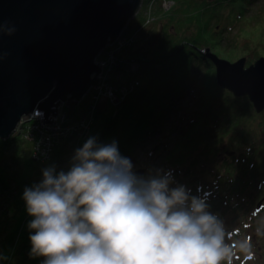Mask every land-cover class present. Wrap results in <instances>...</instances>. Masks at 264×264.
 Masks as SVG:
<instances>
[{
    "label": "clouds",
    "instance_id": "1",
    "mask_svg": "<svg viewBox=\"0 0 264 264\" xmlns=\"http://www.w3.org/2000/svg\"><path fill=\"white\" fill-rule=\"evenodd\" d=\"M14 26L0 22V34ZM117 143L89 137L67 171L49 166L22 199L32 217L30 256L41 264H232L248 240L230 245L204 199L176 185L170 171L138 175ZM264 187V182H261Z\"/></svg>",
    "mask_w": 264,
    "mask_h": 264
},
{
    "label": "rangeland",
    "instance_id": "2",
    "mask_svg": "<svg viewBox=\"0 0 264 264\" xmlns=\"http://www.w3.org/2000/svg\"><path fill=\"white\" fill-rule=\"evenodd\" d=\"M170 1L173 4L166 12L161 9L160 0H151L148 3H144L146 6L153 2L152 12L155 21L143 30L131 48L123 53L124 64L122 69L115 71L111 75V83L114 86H119V84H125L132 80L134 73L130 70V64L143 65V63H149L151 60L168 55L176 39L186 41L195 32L197 33L198 28L208 38L219 40V47L210 48L211 53L217 57L224 58L232 63L244 58L246 61L245 68L253 65L259 58H264V0H257L256 3L248 4L247 6L249 7L246 6L245 10L236 7L239 4V0ZM190 10L194 11V14L189 15L188 11ZM196 15H198L199 19L194 22L193 19ZM141 21L142 18L139 17L135 23ZM132 27L133 25L129 27L130 30ZM203 28H206V31L203 32ZM192 74L195 73L193 72ZM193 77L195 79L194 85L198 89L196 88L184 100L183 107L186 109L193 106L202 108L201 102L205 95L206 97H214L215 100L220 96L221 91L228 92L217 85L214 67L208 77L202 74L194 75ZM217 86L221 91L217 89ZM90 98L91 92L89 91L76 106L73 117H79L88 109ZM64 108L68 111L67 106ZM216 108L211 106L207 110V115H211V117L203 114L205 109H202L198 116L192 113L199 120L193 129H196L203 122V119H206L204 128H209L211 125L215 126L214 123L210 124V122L214 120L215 113L213 111ZM112 112V105H99L89 137H96L100 134L103 125ZM254 114H249V111L244 112L243 108L240 111V119L236 120L237 123L235 125H233L235 122L233 117L228 121L222 122L223 126L220 129L224 130L223 133L220 132L221 135L218 134L217 137L211 138L213 141L211 145L206 144V141H208L207 137H201L198 141V148L196 149L192 144L191 147L193 148L188 156L199 162L204 170L207 169L206 165H218L220 162L224 163L225 160L232 157H236L234 162L237 165L239 161L236 159L241 157L244 150V145L241 146L235 142L237 132L248 130L250 133L253 131L257 136L264 137V131H261L260 125L257 124L259 121H264V112L258 114L254 110ZM184 120L186 121L187 118L183 115L172 114L170 116L164 127L170 133L164 137L163 144L160 145L156 142L154 144L156 145L155 152L150 157L147 158L142 153L140 155V163H132L134 165L133 171L136 174L141 171V175H147L150 172L154 174L156 170L167 171L165 164L167 161L170 163L167 158L169 153L185 152V148L179 147L173 149L175 151L171 150L174 145L179 144V132L184 125ZM207 120L208 122L206 123ZM208 125L209 127H206ZM233 134L236 136L232 137ZM159 137L156 141L161 140ZM10 139L12 141H9L8 145L6 142L3 143L7 145L3 149L8 151L0 153V170L5 169L7 175L14 180L11 186L15 185L14 182H16V190L11 193L12 196L8 195L4 199L0 198V264H16L18 261L16 258L19 255L14 252V249L9 250L11 241L9 237H15L14 248L18 249L21 243V240L18 241V236L23 239L30 231L28 224L32 217L28 215L25 201L22 199L24 189L39 183L42 180V170L49 166L54 165L57 171H67L71 166V158L74 154L70 153L68 146H65L66 143H63L57 147L50 161L45 164H37L31 158V144L24 142L22 135L15 133ZM86 140L82 141L81 145ZM190 144V142H187V146L190 147ZM260 149L261 147L258 150ZM244 156L247 157V153ZM259 156L262 157L263 154ZM260 157H256L251 170L249 164L246 163L244 164L246 168H239L238 173H235L240 176L243 175L241 178L242 183L245 181L247 185V187L241 185L237 191L242 198L246 199V202H242L244 205L240 206V212L233 213L225 210L222 215L217 214L227 228L226 243L230 242L229 239H231V245L238 241L248 240L251 245V258H248L246 253L237 249L233 256L232 264H264V187H261V182H264V172L258 168V164L262 162ZM248 172L251 173V176ZM248 176H250L249 179L247 178ZM23 180L27 182H22ZM187 185H192V182H188ZM254 192L255 196L252 195ZM197 196L202 199L206 198L202 197L201 193ZM204 200L209 205L208 211L213 213L214 205H210L206 199ZM260 203L261 206L258 208Z\"/></svg>",
    "mask_w": 264,
    "mask_h": 264
},
{
    "label": "water",
    "instance_id": "3",
    "mask_svg": "<svg viewBox=\"0 0 264 264\" xmlns=\"http://www.w3.org/2000/svg\"><path fill=\"white\" fill-rule=\"evenodd\" d=\"M141 5L142 0H0V22L16 29L0 34V140L10 139L35 110L43 112L44 124H52L49 117L68 102L71 117L100 82L91 78L100 74L95 59ZM204 53L220 88L264 112V58L245 68L244 58L231 63L210 48Z\"/></svg>",
    "mask_w": 264,
    "mask_h": 264
},
{
    "label": "trees",
    "instance_id": "4",
    "mask_svg": "<svg viewBox=\"0 0 264 264\" xmlns=\"http://www.w3.org/2000/svg\"><path fill=\"white\" fill-rule=\"evenodd\" d=\"M256 1L239 0V4L236 7L245 10L248 4L256 3ZM188 12L190 13L189 15L194 14V11L190 10ZM198 19L199 17L196 15L193 21H198ZM204 31H206V28H203ZM219 45L218 39L212 40L208 38L198 28L197 33L195 32L186 41L176 39L168 55L151 60L149 63H143V65H136L137 68L133 72L134 77L130 82L125 84H130L135 81L137 82V86L123 101L119 102L116 106H112V114L107 118L100 134L96 136L98 143L107 144L115 141L122 156L128 157L132 163H140V155L142 153L148 158L155 152L156 145L154 144L156 142L160 145L163 144L164 137L170 133L169 130L164 128L170 116L172 114L183 115L187 120H184V125L179 132L180 138L179 140L177 139L179 144L174 145L171 150L179 147L185 148V152L181 153L177 151L172 154L170 152L167 156L170 163L167 161L165 164L166 170L170 171L173 176L174 183L171 187L184 185L190 190V194L193 196L201 193L202 197H206L203 199H206L210 205H214L213 213L216 215H222L225 210L239 213L240 206L244 205L242 202H246V199L244 197L242 198L237 192L241 185L247 187L245 181L242 183L241 178L243 175L235 174L238 173L239 168H246L244 164L248 163L251 170L256 157H260L259 155L263 154L260 157L262 162L258 164V168L264 172V152H262L264 151V137L257 136L253 131L250 133L247 130L244 131L247 132L246 134H242L244 133L242 132L243 130H237L239 132H237L235 142L241 146L244 145L243 152L247 153V157L242 152L241 157L236 159L239 161L237 165L234 162L236 157H232L225 160L224 163L220 162L218 165H206L207 171V169L204 170L199 162L188 156L193 148L191 145L193 144L197 149L199 146L198 141L201 137H207L208 141H206V144L211 145L213 143L211 138L217 137L220 132L223 133L224 131L220 129L223 126L221 124L222 122L228 121L233 117L235 121L233 125H235L237 123L236 120L240 119V111L243 108L244 112L249 111V114L255 115L254 109H252L253 107L246 97L236 98L226 91H221L218 86L217 89L221 93L217 99L214 100V97H206L205 95L201 102L202 108L193 106L192 108L186 109L183 107L184 100L197 88L194 85L195 79L193 76L202 74L208 77V74L214 67L212 62L206 58L204 49H214L217 46L219 47ZM123 64L124 62H122L116 71L121 70ZM193 72L195 74H192ZM212 94L215 95L216 93ZM211 106L218 108L213 111L215 113L214 120L212 119L213 121L210 122V124L214 123L215 126L211 125L209 127L208 125L206 127L209 128H204L206 119H203V122L196 129H193L199 120L192 113L198 116L202 109H205L203 114L211 117V115H207V110ZM70 118L77 119V117H73V114ZM257 124L260 125V130L264 131V121H259ZM250 128L252 129V127ZM158 136H160L159 138L161 140L156 141ZM9 141L12 140H0V153L8 151L3 148L8 145ZM82 141L77 146L72 145L70 141L63 143H66L65 146H68L70 153H74L76 149L82 147ZM4 142L7 145H4ZM187 142L191 143L190 147L187 146ZM181 144L183 145L181 146ZM57 147L45 162L37 164H45L50 161ZM260 147L261 149L258 150ZM187 150H189L188 153ZM248 173L251 176V173ZM250 176L247 178L249 179ZM13 181L7 175L5 169L0 170L1 199L15 192L16 182H14L15 185L11 186ZM190 181L192 185H187ZM22 182L27 181L23 180ZM252 195L255 196V192ZM30 234H32L31 231L23 239L18 236V241L21 240L18 249L14 248L15 237H9L11 239L9 250L14 249V252L19 255L16 258L18 260L16 264H41V261L44 259L43 257L30 256ZM229 241L228 244L231 245V239Z\"/></svg>",
    "mask_w": 264,
    "mask_h": 264
},
{
    "label": "built area",
    "instance_id": "5",
    "mask_svg": "<svg viewBox=\"0 0 264 264\" xmlns=\"http://www.w3.org/2000/svg\"><path fill=\"white\" fill-rule=\"evenodd\" d=\"M142 0V5L136 15L126 24L119 38L114 42H109L105 49L95 59V64L100 67V74H93L98 86L90 89L91 98L88 109L77 119L67 116L65 106L68 102H60L57 107V115L50 116L52 124H44L43 112L35 110L31 115L23 117L15 133L22 135L24 142L31 144V158L36 163L47 160L54 149L65 141H70L72 145H78L80 141L89 137L92 123L101 104L116 106L123 101L137 86V82L114 86L111 83V75L119 68L123 62V53L136 42L140 34L150 26L155 18L152 12L153 2ZM161 9L168 11L173 2L170 0H160ZM141 17L142 21L135 23ZM133 25L130 30V26ZM136 64H130V70H136ZM14 133V134H15Z\"/></svg>",
    "mask_w": 264,
    "mask_h": 264
}]
</instances>
